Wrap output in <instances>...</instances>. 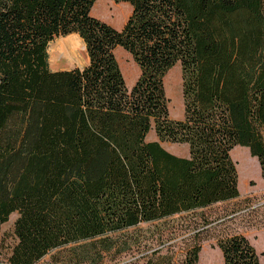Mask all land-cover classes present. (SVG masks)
<instances>
[{
    "label": "trees",
    "instance_id": "obj_1",
    "mask_svg": "<svg viewBox=\"0 0 264 264\" xmlns=\"http://www.w3.org/2000/svg\"><path fill=\"white\" fill-rule=\"evenodd\" d=\"M96 1L0 0V227L17 213L0 264H199L200 244L163 252L168 219L241 195L236 146L264 180V0H115L132 6L121 29ZM74 33L89 64L52 69L50 43ZM118 47L140 69L132 87ZM177 64L181 119L165 85ZM145 223L171 237L152 244ZM217 244L224 264H264L243 234Z\"/></svg>",
    "mask_w": 264,
    "mask_h": 264
},
{
    "label": "rangeland",
    "instance_id": "obj_2",
    "mask_svg": "<svg viewBox=\"0 0 264 264\" xmlns=\"http://www.w3.org/2000/svg\"><path fill=\"white\" fill-rule=\"evenodd\" d=\"M131 12L132 6L129 3L116 2L115 0H97L92 9L94 16L118 29L124 26ZM68 36L58 37L49 45V61L51 68L54 70L74 67L83 68L89 64L86 44L80 35L79 37L76 35L80 42V47L77 50L72 51L63 44L58 43L60 39ZM115 53L123 70L126 83L128 87H132L140 75V69L131 54L122 47H118ZM168 74L167 79L165 78V85L167 96L170 99V113L173 118L181 119L184 114V103L180 64L174 66ZM156 139L157 135L152 130L148 134V140ZM163 145L177 155L187 156L189 154L186 144L164 142ZM232 157L237 163L239 172L241 195L238 198L214 204L210 208L196 213L176 215L168 219L170 225L177 228L176 238L167 243L169 245L173 243L174 245L170 249L165 247L163 252L174 253L176 261L180 262L189 248L200 244L202 249L199 264H224L222 251L217 242L219 238L233 234L245 235L256 247L261 260L264 261V180L261 168L258 160L251 156L247 147L236 146L232 150ZM203 215L212 222L207 225L209 228L206 231L199 234L195 233L194 227L203 222ZM16 218L17 213H13L10 220L0 227V238H4L6 246L15 242L13 231ZM142 227L144 229L150 228L147 237L154 245H158L167 237H171L167 234L170 233V230L165 235L160 236L161 231H154L153 224L145 223L142 224ZM49 259L50 255H47L41 263Z\"/></svg>",
    "mask_w": 264,
    "mask_h": 264
},
{
    "label": "bare ground",
    "instance_id": "obj_3",
    "mask_svg": "<svg viewBox=\"0 0 264 264\" xmlns=\"http://www.w3.org/2000/svg\"><path fill=\"white\" fill-rule=\"evenodd\" d=\"M76 35L79 37L78 34H72V35H69L68 37H64V38L60 39L58 41V43L63 44L64 46L68 47V49H71L72 51L77 50L80 47V42L78 41ZM166 79H167V77H166Z\"/></svg>",
    "mask_w": 264,
    "mask_h": 264
},
{
    "label": "crops",
    "instance_id": "obj_4",
    "mask_svg": "<svg viewBox=\"0 0 264 264\" xmlns=\"http://www.w3.org/2000/svg\"><path fill=\"white\" fill-rule=\"evenodd\" d=\"M123 71V70H122Z\"/></svg>",
    "mask_w": 264,
    "mask_h": 264
}]
</instances>
